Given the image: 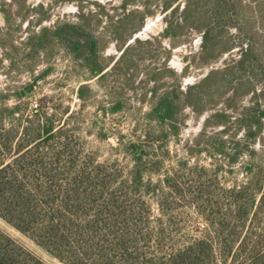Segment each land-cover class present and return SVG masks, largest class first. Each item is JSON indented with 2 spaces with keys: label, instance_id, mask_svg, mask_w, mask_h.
Listing matches in <instances>:
<instances>
[{
  "label": "rangeland",
  "instance_id": "obj_1",
  "mask_svg": "<svg viewBox=\"0 0 264 264\" xmlns=\"http://www.w3.org/2000/svg\"><path fill=\"white\" fill-rule=\"evenodd\" d=\"M163 1L152 3L154 14L146 18L143 28L129 42L152 41L147 47L136 46L133 57L130 56L136 67L126 74L125 62L116 71L113 69L122 55L113 30L118 19L124 17L123 0H0V92L7 96L5 101L0 97V103L9 108L19 106L20 111L14 118L23 122L41 116L52 119L57 130L61 128L74 139L80 158L90 156L96 165H105L113 175L115 186L132 180L136 153L142 159L145 180L133 197L147 202L153 218L161 216L157 202L163 203L177 243L185 244L208 230L218 248L217 232L235 229L238 234L241 230L240 225L233 227L232 224L236 211L234 201L248 202L256 198L257 205L264 192V0H228L230 4L224 3L220 9L222 23L232 27L228 36L234 43L246 40L249 30L255 34L254 75L263 80L252 79L254 93L245 95L237 109L229 107L232 93L223 95L221 101L211 102V108L201 116L190 108L184 109L177 130L147 120L153 98L151 91L158 86L159 97L165 92H174L179 80L180 89H185L212 69L233 64L240 52L235 48L218 62L200 66L197 56L201 34L188 31L174 40L156 41L167 21L175 20L170 18V12L162 13ZM185 2L180 1L181 9ZM215 2L201 0L202 10L214 15ZM136 8V5L132 7ZM81 16L89 19V32L104 44L101 60L106 65L104 79L97 77L87 82L90 92L86 93V100L79 98L78 91L90 79V74L85 67L73 63L61 42L43 41L44 46L37 51L26 44L45 28L54 30L65 23L81 24ZM131 28H122L118 34L126 37ZM167 53L170 54L169 69L156 85L147 73L160 68ZM186 66L187 76L178 79ZM47 69L52 71L42 77ZM26 87L28 93L24 95L22 91ZM117 102H122L123 108L112 113L111 108ZM260 112L261 132L255 139L247 138V127L240 120L247 116L250 124ZM217 113L226 115L227 119L221 120L223 124H217L220 119H214ZM222 146L228 156L221 153ZM193 200L205 204L204 216L188 206ZM255 211L258 216L252 224L247 223L243 236L251 227L259 234L264 226V205L255 207L251 215ZM0 230L47 264H61L1 219Z\"/></svg>",
  "mask_w": 264,
  "mask_h": 264
},
{
  "label": "trees",
  "instance_id": "obj_2",
  "mask_svg": "<svg viewBox=\"0 0 264 264\" xmlns=\"http://www.w3.org/2000/svg\"><path fill=\"white\" fill-rule=\"evenodd\" d=\"M158 1L123 0L124 17L118 19L113 30L117 47L122 50L120 61L113 66L114 71L123 62L127 64L126 74L133 71L136 65L130 56L133 57L136 46L151 44V40L129 42L143 28L146 18L154 14L151 6ZM180 1H163L162 13L170 12V18L175 20L170 22L166 17L167 26L160 37L155 38L156 41L160 42L161 38L174 40L188 31L201 34L202 43L197 56L200 66L218 62L235 48H239L240 54L233 64L226 63L222 68L212 69L185 89H180L179 80L174 92H165L159 97L158 86L151 91L153 98L147 120L160 126L170 125L173 130H177L178 121L182 122L184 109L190 108L201 116L211 108V102L221 101L227 93H232L228 99L229 107L237 109L245 95L254 93L252 79L258 78L254 75L255 34L249 30L245 34L246 40L234 43L228 36L232 27L222 23L220 9L230 1L216 0L214 15H207L202 10L201 0H186L183 9ZM135 5L137 8L133 10ZM106 17L112 20L111 16ZM86 18L81 16V24L65 23L54 30L45 28L26 43L36 51L44 46L43 41L52 39L62 43L73 63L85 67L90 74V79L83 82L78 91L82 100H86V93L90 92L87 82L97 77L104 79L106 71L101 60L104 44L89 32V19ZM135 20H138L136 26ZM127 27L132 30L126 37L118 34ZM169 55L166 54L160 68L148 71L150 81L158 83L163 72L169 69ZM51 71L47 69L42 77ZM187 74L186 66L178 79ZM260 77L258 80H263ZM27 93L28 87L22 91L24 95ZM2 96L0 92L2 101H5L7 96ZM122 108L123 103L117 102L111 112ZM19 111L17 105L9 108L0 103V219L61 264H264V245H261L264 226L259 234L252 227L244 236L242 233L247 223L251 221L252 224L258 216V211L251 215L253 209L264 205V192L258 206L256 198L248 202L234 201L236 211L232 224L233 227L240 225L238 229L241 230L238 234L235 229L217 232L218 248L208 230L200 237L179 244L171 232L173 224L163 203L157 202L161 216L153 218L147 202L133 197L145 180L140 165L142 159L136 153L132 180L115 186L113 175L105 165H96L90 156L80 158L74 139L65 135L61 128L57 130L52 119L41 116L23 122L14 118ZM261 115L262 112L257 118H250V124L247 116L240 120L247 127V138L255 139L261 132ZM223 118L227 119L223 113L214 115V119H220L217 124H223ZM132 147L137 149L135 144ZM220 151L228 156L223 146ZM188 206L203 216L206 213L205 204L199 200L190 201ZM230 242L232 244L228 245ZM0 264L47 263L0 230Z\"/></svg>",
  "mask_w": 264,
  "mask_h": 264
}]
</instances>
